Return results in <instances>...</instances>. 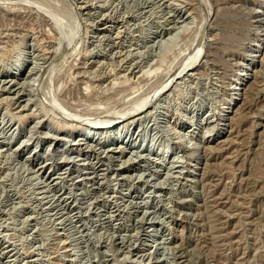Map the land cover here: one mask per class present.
I'll return each instance as SVG.
<instances>
[{
  "label": "rangeland",
  "instance_id": "rangeland-1",
  "mask_svg": "<svg viewBox=\"0 0 264 264\" xmlns=\"http://www.w3.org/2000/svg\"><path fill=\"white\" fill-rule=\"evenodd\" d=\"M0 264H264V0H0Z\"/></svg>",
  "mask_w": 264,
  "mask_h": 264
},
{
  "label": "bare ground",
  "instance_id": "bare-ground-1",
  "mask_svg": "<svg viewBox=\"0 0 264 264\" xmlns=\"http://www.w3.org/2000/svg\"><path fill=\"white\" fill-rule=\"evenodd\" d=\"M261 14V13H260ZM262 56V55H261ZM259 57V56H258ZM253 58V57H252ZM255 58H257V57H255ZM250 61V60H249ZM247 64V63H246ZM249 65V64H248ZM250 66V65H249ZM19 68V67H18ZM248 70H250V69H248ZM245 72H247V70L245 71ZM241 77H243V76H245V73L243 74L242 73V75H240ZM247 78V77H246ZM240 79V78H239ZM240 80H242V79H240ZM240 82H242V81H240ZM165 86V85H164ZM237 88V87H236ZM165 89V88H164ZM241 89V88H240ZM245 89V88H244ZM161 90V89H160ZM233 90V89H232ZM234 90H238V89H234ZM162 91H164V90H162ZM161 91V92H162ZM238 91H240V90H238ZM244 92V91H243ZM235 95H237V94H235ZM241 95V94H240ZM160 96V95H159ZM243 98V97H242ZM151 99V98H150ZM12 100H14V99H12ZM236 98H233L232 99V103L231 104H229V105H233V106H236ZM13 102V101H12ZM152 102V101H151ZM145 104V103H144ZM146 105V104H145ZM144 106V105H143ZM143 106H141V107H143ZM231 106H229V108H230ZM234 108V107H233ZM141 109V108H140ZM231 109V108H230ZM236 109V108H235ZM139 110V109H138ZM233 110V109H232ZM142 111V110H141ZM236 111V110H235ZM223 115H224V113H223ZM186 117V116H185ZM133 118V117H132ZM131 118V119H132ZM175 118V117H174ZM229 118V117H228ZM128 119V118H127ZM164 119V118H163ZM173 119V118H172ZM221 119V118H220ZM167 120V119H166ZM133 121V120H132ZM132 124V122L131 121H129L128 123H127V125L128 126H130ZM224 124V123H223ZM222 124V125H223ZM106 127L105 128H95V129H92V130H90V131H88V132H84V134L82 135L83 136V138L84 139H81V140H83V141H86V140H88V139H93V138H91L92 136H94V135H96L101 129L103 130V131H109L110 129H112L114 126H115V124L114 123H108L107 125H105ZM132 126V125H131ZM178 126V125H177ZM177 126H175V127H177ZM185 126V125H184ZM222 127V126H221ZM174 128V127H173ZM179 128V127H178ZM183 128V127H182ZM81 131V130H80ZM172 131V130H171ZM176 131H180V130H176ZM173 132V131H172ZM178 134V133H177ZM176 135V134H175ZM175 137V136H174ZM182 137V136H181ZM184 137V136H183ZM111 139V141H108V142H105V143H111V142H114V140L113 139H117V137H105V139ZM113 140V141H112ZM181 140V139H180ZM182 140H183V138H182ZM106 141V140H105ZM178 142H183V141H178ZM184 143V142H183ZM134 147V146H133ZM183 147V146H182ZM166 150L167 149H164L163 150V152L162 153H164V152H166ZM194 158L196 159V157L194 156ZM38 185V184H37ZM50 197L48 196V197H46L45 199L47 200V199H49ZM50 200V199H49ZM52 199L48 202V203H52ZM48 203H46V204H48ZM54 205V203L50 206V208H52V209H50V210H47V211H54L57 207H54L53 206ZM53 206V207H52ZM56 211V210H55ZM55 215H58V213H56ZM60 221V220H59ZM62 224V223H61Z\"/></svg>",
  "mask_w": 264,
  "mask_h": 264
}]
</instances>
